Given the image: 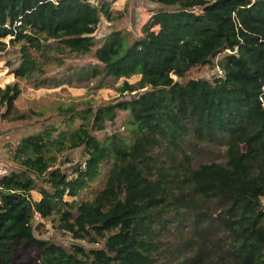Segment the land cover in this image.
<instances>
[{
    "label": "trees",
    "instance_id": "obj_1",
    "mask_svg": "<svg viewBox=\"0 0 264 264\" xmlns=\"http://www.w3.org/2000/svg\"><path fill=\"white\" fill-rule=\"evenodd\" d=\"M115 1L0 0L15 79L120 80L119 98L61 107L19 136L15 167L0 173V264H13L18 242L37 248L38 264H264V0H149L124 48L120 28L95 33ZM83 55L92 62L45 76L44 65ZM202 66L212 76L187 75ZM17 93L15 81L0 86L2 117ZM117 111L122 131L96 138ZM76 147L82 162L54 166ZM43 220L68 244L40 238Z\"/></svg>",
    "mask_w": 264,
    "mask_h": 264
},
{
    "label": "rangeland",
    "instance_id": "obj_2",
    "mask_svg": "<svg viewBox=\"0 0 264 264\" xmlns=\"http://www.w3.org/2000/svg\"><path fill=\"white\" fill-rule=\"evenodd\" d=\"M154 5L149 0H116L112 5V16L109 20L102 19L100 28L95 32L96 35L102 33V28L113 26L120 28L125 41L123 48L136 36L139 35L140 25L148 16V9ZM108 30V29H106ZM16 54L13 48L7 47L5 52L0 53V86L3 87L6 83L15 81L18 87V93L13 101V109L4 117L1 116L3 109L0 107V173L8 172L15 167V163L11 159L10 153L14 148L18 138L23 133L34 131L43 124L52 123L62 118L63 114L59 108L73 106L76 109L90 106L95 108L98 105L106 104L112 100L119 98V93L116 87L119 86L120 80L107 87L94 88L95 81L62 84L57 87H52L45 81L44 84L29 80L15 79L10 72V67L16 62ZM7 61L12 63L7 64ZM86 62H92L86 56H77L76 58L68 57L64 60L62 66L56 67L53 64L44 65L47 69L45 76H57L64 74V68L72 66L78 68ZM213 69L207 66L193 68L187 75L189 77H205L212 76ZM138 76L127 78V82L136 81ZM49 84V85H48ZM127 96V93L124 94ZM14 114H24L23 118L13 119ZM125 117V112L117 111L113 124H107L103 130L94 133L96 138H102L104 132H112L113 130L122 131V121ZM80 122L79 118H75L69 128H74ZM54 124V123H53ZM57 126L56 124H54ZM64 123L58 124V127H64ZM55 131H52V136ZM81 147L68 148L63 152L56 154L54 166L70 172L71 168L76 163L82 162L84 157L80 151ZM84 195L88 196L86 188L81 190ZM36 192H31L32 197H36ZM68 198V197H66ZM50 222L43 220V226L40 228V238L50 239L62 245H67L69 238L65 235L57 234L50 228ZM13 264H38L37 263V248L34 245L18 242L14 245Z\"/></svg>",
    "mask_w": 264,
    "mask_h": 264
},
{
    "label": "built area",
    "instance_id": "obj_3",
    "mask_svg": "<svg viewBox=\"0 0 264 264\" xmlns=\"http://www.w3.org/2000/svg\"><path fill=\"white\" fill-rule=\"evenodd\" d=\"M52 3H54V2H56V0H50ZM255 1H259V0H249V2H255ZM235 51V50H234ZM225 52H229V50H225ZM215 71H216V73H215V75L216 76H220L222 73H221V71H220V69L216 66L215 67Z\"/></svg>",
    "mask_w": 264,
    "mask_h": 264
}]
</instances>
